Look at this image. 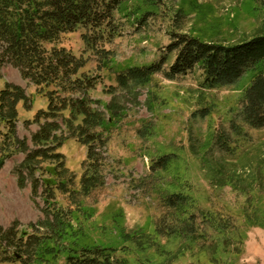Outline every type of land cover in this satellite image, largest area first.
Wrapping results in <instances>:
<instances>
[{"label":"rangeland","instance_id":"374dc122","mask_svg":"<svg viewBox=\"0 0 264 264\" xmlns=\"http://www.w3.org/2000/svg\"><path fill=\"white\" fill-rule=\"evenodd\" d=\"M147 11L150 14L143 15ZM115 18L122 30L109 42L97 41L83 28L60 40L61 47L86 60L82 71L100 77L90 96L102 107L112 102L122 113L108 142L105 185L80 199L81 213L88 216L74 214L77 231L67 238L80 245L115 248V255L128 264H264V129L243 125L244 135L237 136L230 128L254 73L216 89L200 87L198 71L173 80L155 74L142 84L121 85L117 79L129 67L159 60L173 33L223 44L264 34V0H157L153 5L138 0L121 6ZM84 37L92 39L91 44L86 45ZM172 59L173 54L168 63ZM0 74V89L15 84L31 98L30 110L22 102L17 106L18 136L29 138L37 126L25 127L24 121L45 109L46 100L11 66L4 65ZM225 136L232 142L231 154L216 144ZM59 151L75 177L73 188L79 190L85 147L69 138ZM167 153L176 159L167 171L152 174L151 160ZM23 157L15 155L0 168L3 227L14 222L23 227L42 217L41 199L33 202L30 185L19 188L13 173ZM174 192L193 200L195 209L188 214H210L215 225L226 220L228 230L219 233L198 217L205 239L178 234L176 219L169 225L175 233L167 234L162 219L172 222V216H166L161 198ZM56 201L73 209L68 196L58 191ZM63 257L50 264H63Z\"/></svg>","mask_w":264,"mask_h":264},{"label":"trees","instance_id":"16d2710c","mask_svg":"<svg viewBox=\"0 0 264 264\" xmlns=\"http://www.w3.org/2000/svg\"><path fill=\"white\" fill-rule=\"evenodd\" d=\"M130 1L138 0H0V73L4 65L11 66L46 100L45 109H38L32 120L24 121L25 127L36 125L35 132L29 138L19 137L17 106L22 102L30 110L31 98L15 84L5 83L0 89V168L11 157L22 154L23 160L13 169L17 185L24 188L29 184L32 201L40 198L43 204L42 217L35 222L23 227L16 222L8 227L0 225V263L50 264L63 255V264H128L115 255V248L80 245L67 238L77 231L74 214L88 216L81 213L80 199L105 185L108 142L122 113L112 102L102 107L100 100L90 96L101 83L100 77L82 71L86 60L61 47L60 40L64 34L83 28L97 41H111L122 30L115 15ZM137 20L140 23L142 18ZM83 40L89 45L92 39ZM171 54L173 59L168 63ZM196 71L204 89L235 85L246 74L254 73L230 128L237 136L244 135L243 125L264 129V34L223 44L204 42L188 33H173L159 60L129 67L117 79L121 85L129 81L142 84L155 74L173 80ZM69 138L86 150L79 190L73 188L75 177L59 151ZM216 140L223 152L233 153L227 136ZM175 156L167 153L151 160L150 172L167 171ZM56 191L68 196L73 209L58 205ZM161 203L168 210L166 216H172V222L162 219L167 234L175 233L169 227L174 219L180 224L177 233L194 239L207 236L196 223L198 217L219 233L229 228L226 220L215 225L213 217L202 211L188 214L195 209L189 195L170 193L161 198Z\"/></svg>","mask_w":264,"mask_h":264}]
</instances>
